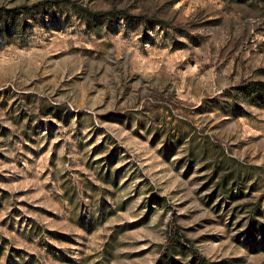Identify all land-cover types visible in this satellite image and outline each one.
<instances>
[{"label": "rangeland", "instance_id": "obj_1", "mask_svg": "<svg viewBox=\"0 0 264 264\" xmlns=\"http://www.w3.org/2000/svg\"><path fill=\"white\" fill-rule=\"evenodd\" d=\"M0 9V264H264V0Z\"/></svg>", "mask_w": 264, "mask_h": 264}, {"label": "trees", "instance_id": "obj_2", "mask_svg": "<svg viewBox=\"0 0 264 264\" xmlns=\"http://www.w3.org/2000/svg\"><path fill=\"white\" fill-rule=\"evenodd\" d=\"M246 1V0H245ZM247 1H249V0H247ZM42 3H38V5H41ZM23 8H25V7H23ZM74 9H75V11L81 16V17H86V14H84V10L83 9H81V8H78L77 6H74ZM1 12H2V10L0 9V14H1ZM11 13H17L18 12V9H14V10H11L10 11ZM195 256V255H194ZM198 257V256H197Z\"/></svg>", "mask_w": 264, "mask_h": 264}]
</instances>
